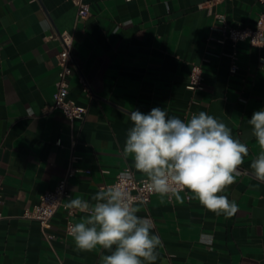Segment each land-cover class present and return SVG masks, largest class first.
Returning a JSON list of instances; mask_svg holds the SVG:
<instances>
[{
    "label": "crops",
    "instance_id": "crops-1",
    "mask_svg": "<svg viewBox=\"0 0 264 264\" xmlns=\"http://www.w3.org/2000/svg\"><path fill=\"white\" fill-rule=\"evenodd\" d=\"M90 13L77 17L72 0H0V264H100L110 252L76 248L66 221L84 215L60 206L48 242L35 219L22 216L65 173L70 159L81 169L64 203L91 197L110 186L129 165L123 153L125 113L153 108L187 120L203 111L225 123L249 155L236 182L220 195L238 205L232 217L216 215L180 193L153 194L137 202V215L153 223L162 240L154 264H264V182L251 162L261 151L248 120L264 109V42L241 41L234 48L224 24L255 26L259 0H86ZM221 15V16H218ZM74 33L75 60L69 96L86 105L71 123L60 110L44 113L54 101L60 43L54 31ZM237 51L238 69L228 56ZM194 65L202 69L203 90L186 87ZM83 75L91 89L86 95ZM86 170H89L88 172Z\"/></svg>",
    "mask_w": 264,
    "mask_h": 264
},
{
    "label": "clouds",
    "instance_id": "clouds-1",
    "mask_svg": "<svg viewBox=\"0 0 264 264\" xmlns=\"http://www.w3.org/2000/svg\"><path fill=\"white\" fill-rule=\"evenodd\" d=\"M125 115L132 126L123 153L132 157L149 192L183 203L180 193L188 191L189 199L216 215L237 214L238 205L220 193L236 182L249 148L225 123L203 111L183 120L159 107ZM248 123L261 149L250 166L254 177L264 182V109L255 111ZM91 200L94 203L77 197L64 205L84 214L68 228L76 248L92 251L99 246L110 252L101 256L100 264H154L162 240L153 234L152 221L137 215L125 186L102 187Z\"/></svg>",
    "mask_w": 264,
    "mask_h": 264
},
{
    "label": "built area",
    "instance_id": "built-area-1",
    "mask_svg": "<svg viewBox=\"0 0 264 264\" xmlns=\"http://www.w3.org/2000/svg\"><path fill=\"white\" fill-rule=\"evenodd\" d=\"M264 4V0H259ZM77 8V17L86 18L90 13L89 3L86 0H72ZM221 16V15H218ZM50 38L57 39L60 43V50L57 53L58 79L56 81V90L54 92V101L51 105L44 108V113L54 110H60L69 119L71 123L78 119H83L87 112V106L76 102L69 96L70 80L75 60L72 52L74 33L69 30L54 31L49 35ZM229 39L233 47L241 41H249L252 45H262L264 42V8L259 13L255 26H233L224 24L223 34L216 40L224 42ZM231 60L229 70L235 73L238 69L237 51L234 49L228 54ZM80 84L83 92L91 96V89L86 78L80 75ZM186 87L190 90H203L202 69L199 65H194L189 75V82ZM75 157L72 156L69 165L59 179L56 186L42 193L38 203L24 209L22 216L29 219H35L40 223L41 231L44 238L50 242L57 238L49 232L51 227V219L60 206L65 207L64 198L68 195L69 186L72 178L81 170L76 167L73 162ZM87 172L89 170H86ZM121 183L125 186L130 196L134 198L133 205L137 202L148 203L154 193L149 192L145 187V177H137L129 165L123 166L115 176L114 182L110 185ZM171 199V198H170ZM75 210L68 209L69 213ZM3 214L0 210V219ZM74 224L73 221L67 219L66 233L68 228Z\"/></svg>",
    "mask_w": 264,
    "mask_h": 264
}]
</instances>
